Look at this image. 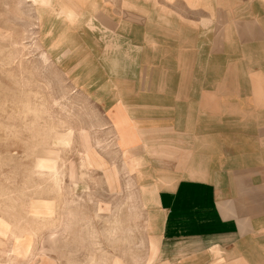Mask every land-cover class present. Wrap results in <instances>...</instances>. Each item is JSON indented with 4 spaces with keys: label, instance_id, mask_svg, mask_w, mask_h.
Segmentation results:
<instances>
[{
    "label": "crops",
    "instance_id": "obj_1",
    "mask_svg": "<svg viewBox=\"0 0 264 264\" xmlns=\"http://www.w3.org/2000/svg\"><path fill=\"white\" fill-rule=\"evenodd\" d=\"M55 2L50 24L66 26L67 17L88 26L79 31L90 42L89 59L73 80L101 108V126L120 151L138 154L130 169L158 189L168 246L181 244L185 257L216 249L220 264H264V36L251 34L257 21L241 24L243 33L229 31L238 12L227 16L225 0ZM238 4L231 0V9ZM257 18L264 31V16ZM75 31L65 38L77 40ZM160 252L161 239L155 259Z\"/></svg>",
    "mask_w": 264,
    "mask_h": 264
},
{
    "label": "rangeland",
    "instance_id": "obj_2",
    "mask_svg": "<svg viewBox=\"0 0 264 264\" xmlns=\"http://www.w3.org/2000/svg\"><path fill=\"white\" fill-rule=\"evenodd\" d=\"M55 1L0 0V218L9 235L11 229L22 234L0 236V263L220 264L216 249L185 257L181 244L168 246L158 189L130 169L138 154L120 151L115 135L101 126V108L73 80L72 71L89 59L90 42L79 31L88 26L67 17L66 26L50 24ZM225 1L227 16L238 12L229 31L243 33L240 25L256 20L251 34L264 36L259 0H239V9ZM72 31L77 40L65 38ZM55 133L67 139L57 143ZM40 199L55 206L39 205Z\"/></svg>",
    "mask_w": 264,
    "mask_h": 264
},
{
    "label": "bare ground",
    "instance_id": "obj_3",
    "mask_svg": "<svg viewBox=\"0 0 264 264\" xmlns=\"http://www.w3.org/2000/svg\"><path fill=\"white\" fill-rule=\"evenodd\" d=\"M34 2H37V0H33ZM54 136V140H55V142H60L61 140H64V138H66V136H64V135H62V134H59V135H57L56 133L53 135ZM67 139V138H66ZM65 139V140H66ZM85 161H87L86 162V164H87V166H91V165H93V163H92V161H91V158L88 156V155H86V157H85ZM41 172V171H40ZM52 172H50V174H51ZM59 174V173H58ZM48 175V174H47ZM56 175V174H55ZM86 175V174H85ZM75 177V176H74ZM55 178V177H54ZM58 179V178H57ZM74 179V178H73ZM76 179H77V176H76ZM56 180V179H55ZM58 183H59V181H57ZM58 183H57V186H58ZM56 185V184H55ZM47 186V185H46ZM9 197V196H8ZM11 198V197H10ZM9 200V199H8ZM12 202V201H11ZM57 203V202H56ZM38 204L40 205V204H44L45 206H47L48 208H52V207H54L55 206V202L53 201V200H48V199H40V200H38ZM72 204H74V203H72ZM70 205V204H69ZM68 205V206H69ZM73 206V205H72ZM79 206V205H78ZM67 207V206H66ZM65 207V208H66ZM70 207H68V209H69ZM67 209V208H66ZM68 211V210H67ZM69 211H70V209H69ZM73 211V210H72ZM72 211H70V212H72ZM66 212V211H65ZM59 213V212H58ZM68 213L69 212H67V214L66 215H68ZM74 213V212H73ZM72 213V214H73ZM77 213V212H76ZM75 213V214H76ZM71 214V213H70ZM80 215H81V213H80ZM80 215H78V216H80ZM83 216L85 215L84 213L82 214ZM37 216H40V215H37ZM72 216V215H71ZM71 216H70V218H71ZM77 217V216H76ZM76 217H75V219H76ZM66 218V217H65ZM85 218V217H84ZM84 218H82V220L84 219ZM35 219V221H36V218H34ZM38 219V218H37ZM87 218H85V220H86ZM4 220V219H3ZM43 220V219H42ZM60 220V219H59ZM73 220V219H72ZM71 220V221H72ZM89 220V219H88ZM109 220V219H108ZM4 221H6V220H4ZM46 221V220H45ZM54 221V220H53ZM68 221H69V218H68ZM116 221V220H115ZM120 221V220H119ZM42 222V221H41ZM79 222V221H78ZM82 222V221H81ZM5 223H7V221L6 222H2L1 221V218H0V236H11V235H14V240L16 239V238H19V237H21L22 236V234H16L15 233V230H14V232H13V230L11 229V232H10V235H9V233L8 232H6L5 231V229H3V225H5ZM46 223V222H45ZM65 223H67V222H65ZM73 223H74V221H73ZM80 223V222H79ZM90 223V222H89ZM38 224V223H37ZM42 224H43V222H42ZM53 224V223H52ZM72 224V223H71ZM84 224H86V223H84ZM87 225V224H86ZM72 226V225H71ZM75 226V225H74ZM66 227V226H65ZM64 227V228H65ZM85 227V226H84ZM87 227V226H86ZM88 227H89V225H88ZM87 227V228H88ZM86 228V229H87ZM84 229V228H83ZM82 229V230H83ZM65 230V229H64ZM88 231H89V229H87ZM91 231H92V229H91ZM86 232V231H85ZM20 233V232H19ZM64 233V232H63ZM73 233V232H72ZM96 233V232H95ZM66 234V233H65ZM88 233H86V235L85 236H88L87 235ZM94 235V234H93ZM77 236V235H76ZM78 237V236H77ZM82 238V237H81ZM62 239V238H61ZM88 239H90V238H88ZM121 240H123V239H121ZM84 241V240H83ZM85 241H87L86 239H85ZM92 245H94L95 246V244H92ZM91 247H93V246H91ZM101 247V246H100ZM94 248V247H93ZM98 248V247H97ZM97 250V249H96ZM15 252H16V254L18 255V256H20V252L19 251H17V250H14ZM94 255V254H93ZM81 261V260H80ZM75 263V262H74ZM106 263V262H105ZM1 264V263H0ZM80 264V263H79ZM89 264V263H88ZM92 264V263H91ZM116 264H123L122 263V261L120 260V259H117V261H116Z\"/></svg>",
    "mask_w": 264,
    "mask_h": 264
}]
</instances>
